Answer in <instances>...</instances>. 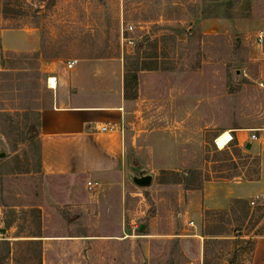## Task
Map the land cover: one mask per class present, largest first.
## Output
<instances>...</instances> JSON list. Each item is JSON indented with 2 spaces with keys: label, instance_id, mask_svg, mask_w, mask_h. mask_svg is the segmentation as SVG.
<instances>
[{
  "label": "rangeland",
  "instance_id": "1",
  "mask_svg": "<svg viewBox=\"0 0 264 264\" xmlns=\"http://www.w3.org/2000/svg\"><path fill=\"white\" fill-rule=\"evenodd\" d=\"M252 2L0 0V25L39 27L43 55L119 59L128 78L119 169L103 178H65L83 190L74 194L76 203L63 193L68 203L54 206L46 184L59 179L37 172L35 150L22 143L36 127L45 75L21 99L17 91H0V240L10 244L8 264H91L96 256L86 251L93 249L101 252L100 264H264V235H255L264 231V196L247 199L245 219L228 213L231 201L205 216L203 198L208 181L262 175L264 87L234 25ZM27 58L20 59L24 66L33 61ZM236 129L262 139L234 147ZM223 131L231 138L220 148L215 140ZM141 170L152 176L148 186L131 178ZM88 181L93 186L85 190ZM210 230L219 233L205 247ZM77 233L90 238L87 247L81 240L70 246L79 251L70 257L61 241L32 239ZM94 234L112 238L94 243ZM236 234L254 239L252 252Z\"/></svg>",
  "mask_w": 264,
  "mask_h": 264
},
{
  "label": "crops",
  "instance_id": "2",
  "mask_svg": "<svg viewBox=\"0 0 264 264\" xmlns=\"http://www.w3.org/2000/svg\"><path fill=\"white\" fill-rule=\"evenodd\" d=\"M252 1L249 13L244 17H236L235 24L230 21L229 27L234 24L235 29L242 33L251 60L257 64L260 84L264 87V40L262 43L256 40L259 34L264 33V0ZM9 19L4 20L7 22ZM42 48L43 39L39 27L31 22L26 25H0V52H39L38 68L45 75L43 82L46 91L37 110L40 174L51 180L64 179V182L51 181V184H46V190L53 200L50 202L52 206L68 203L63 193L67 194L69 202L76 203L77 196L74 194L82 189V184L69 185L65 178L84 175L103 178L109 172L119 169L123 149L120 124L128 107L124 96V72L119 59L77 57L68 66L72 59H65L61 55L45 56ZM51 78L55 81L54 85L50 82ZM102 126L106 128L102 130ZM244 131L234 130L238 146L250 143L252 148L256 141L262 139L256 137L252 140V133L248 135ZM261 173L260 179L248 182H206L203 189L204 205L208 209L222 208L234 198L264 196V144L261 150ZM95 181L98 183L97 179ZM83 187L88 189L87 183ZM195 198L197 196L193 194L192 199ZM66 217L70 221L75 218ZM91 237L94 243L100 242L102 238H112L100 234ZM89 238L81 233L32 236V239L42 241L43 245L48 243L46 241H61L67 257L79 253L70 249V246L81 240L87 247L85 239ZM86 253L96 256L91 264H100L99 249L87 250Z\"/></svg>",
  "mask_w": 264,
  "mask_h": 264
},
{
  "label": "trees",
  "instance_id": "3",
  "mask_svg": "<svg viewBox=\"0 0 264 264\" xmlns=\"http://www.w3.org/2000/svg\"><path fill=\"white\" fill-rule=\"evenodd\" d=\"M227 3L230 2V0H226ZM207 17V16H204ZM33 58L32 62H29V66H24L22 62H20L21 58ZM39 57V52H16V51H3L0 52V91L3 90H13L17 91L18 94L15 95L18 99L23 98L24 95H26L29 91V89H33L36 84V79H41L44 77V74L40 72L38 68V62L37 59ZM29 59V58H27ZM124 96L127 98V71L124 67ZM17 108L21 109H28L27 107L21 105ZM33 109V108H30ZM38 112H37V123L36 127H29V131H27L26 134L23 135L22 143L28 142L30 147H32L35 150V161H36V171L40 172V142L37 138L38 135ZM232 144L234 147H237V140L236 137L232 136ZM16 150V148H14ZM192 171H188L187 174L183 173L182 177L184 179H189V176L191 175ZM217 209H205L204 215H208L211 213H215ZM228 213L235 215L241 219H245L248 216L249 213V201L245 198H234L231 200V205L229 207ZM6 226H10L9 223L6 224ZM217 229V228H216ZM218 230V229H217ZM220 231V230H218ZM216 230H210L209 232H206L204 236H208L209 238H206L204 240V246L207 247L211 242H209V239L213 238L212 241H216L214 237L217 235ZM238 233V231H237ZM255 235H264V231L262 229L258 230ZM235 238L241 239L242 243L248 244L250 247V252L253 251L254 247V239L253 238H243L242 234H236ZM10 251V244L8 240L2 239L0 240V264H8L6 261V258L9 255Z\"/></svg>",
  "mask_w": 264,
  "mask_h": 264
},
{
  "label": "water",
  "instance_id": "4",
  "mask_svg": "<svg viewBox=\"0 0 264 264\" xmlns=\"http://www.w3.org/2000/svg\"><path fill=\"white\" fill-rule=\"evenodd\" d=\"M208 1H218V0H208ZM247 149L250 148V143H247L245 146ZM4 156V152H0V158ZM144 170L139 171L137 176H131L133 182L138 186H148L152 180V176L149 174H143ZM143 229V226H140V230ZM4 231V229H2Z\"/></svg>",
  "mask_w": 264,
  "mask_h": 264
},
{
  "label": "built area",
  "instance_id": "5",
  "mask_svg": "<svg viewBox=\"0 0 264 264\" xmlns=\"http://www.w3.org/2000/svg\"><path fill=\"white\" fill-rule=\"evenodd\" d=\"M129 29H131V26H129ZM256 40H257L258 43H262V41L264 40V33L259 34V35L257 36ZM72 63H74V60H73L72 62H69V63H68V66H71ZM105 128H106L105 126H102V130H104ZM250 138H251L252 140L256 139L255 134L252 133V134L250 135ZM215 142H216V140H215ZM216 144H217V143H216ZM87 185H88V188H89V189H91L92 186H93L91 181H88V182H87ZM250 204L253 205V204H254V201L251 200V201H250ZM190 224H193V223H190ZM192 264H202V262H201V260H200V262H193Z\"/></svg>",
  "mask_w": 264,
  "mask_h": 264
},
{
  "label": "bare ground",
  "instance_id": "6",
  "mask_svg": "<svg viewBox=\"0 0 264 264\" xmlns=\"http://www.w3.org/2000/svg\"><path fill=\"white\" fill-rule=\"evenodd\" d=\"M50 82L52 85L55 84V81L53 78L50 79ZM231 138V135L229 133V131H224L222 133H220L219 136L216 137V143L218 145V147H223Z\"/></svg>",
  "mask_w": 264,
  "mask_h": 264
}]
</instances>
